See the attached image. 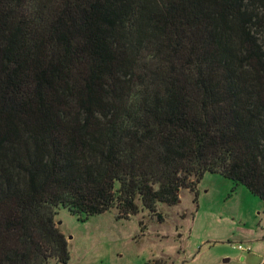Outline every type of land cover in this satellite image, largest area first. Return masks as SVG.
I'll return each instance as SVG.
<instances>
[{
    "label": "trees",
    "instance_id": "16d2710c",
    "mask_svg": "<svg viewBox=\"0 0 264 264\" xmlns=\"http://www.w3.org/2000/svg\"><path fill=\"white\" fill-rule=\"evenodd\" d=\"M207 173L264 201V0H0V264Z\"/></svg>",
    "mask_w": 264,
    "mask_h": 264
},
{
    "label": "rangeland",
    "instance_id": "374dc122",
    "mask_svg": "<svg viewBox=\"0 0 264 264\" xmlns=\"http://www.w3.org/2000/svg\"><path fill=\"white\" fill-rule=\"evenodd\" d=\"M117 216L112 209L81 220L60 207L56 224L69 244L68 264L264 262V201L219 173H207L197 192L181 189L174 206L158 203L154 212L140 206L137 216Z\"/></svg>",
    "mask_w": 264,
    "mask_h": 264
},
{
    "label": "built area",
    "instance_id": "2783aa9c",
    "mask_svg": "<svg viewBox=\"0 0 264 264\" xmlns=\"http://www.w3.org/2000/svg\"><path fill=\"white\" fill-rule=\"evenodd\" d=\"M239 249L244 250L243 246H239Z\"/></svg>",
    "mask_w": 264,
    "mask_h": 264
}]
</instances>
